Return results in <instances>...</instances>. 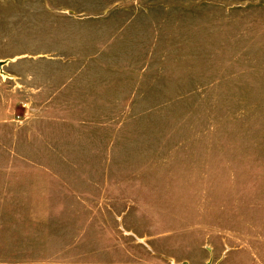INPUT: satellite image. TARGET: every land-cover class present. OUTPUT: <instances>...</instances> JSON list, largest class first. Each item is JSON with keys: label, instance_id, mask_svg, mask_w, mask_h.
<instances>
[{"label": "rangeland", "instance_id": "1", "mask_svg": "<svg viewBox=\"0 0 264 264\" xmlns=\"http://www.w3.org/2000/svg\"><path fill=\"white\" fill-rule=\"evenodd\" d=\"M0 61V263L264 264V0H0Z\"/></svg>", "mask_w": 264, "mask_h": 264}, {"label": "crops", "instance_id": "2", "mask_svg": "<svg viewBox=\"0 0 264 264\" xmlns=\"http://www.w3.org/2000/svg\"><path fill=\"white\" fill-rule=\"evenodd\" d=\"M43 165V166H40ZM41 168H37V167ZM33 167H36L35 170L42 171H55L65 169L63 166L53 167L49 164H35ZM69 169L74 171L86 170L79 166L68 165ZM67 229H56L47 228L46 231L51 232L53 238L52 247L48 243L44 242L45 246L42 250H53L54 252H69L68 256H60V254H53L51 258H36V259H20V260H11L5 261L0 264H103L99 262H94L92 260V251L93 246L92 242L88 238V231L85 224H79L78 226L66 227ZM48 234L42 235L39 239L45 241V236ZM31 240V239H30ZM37 244L36 242H34ZM39 245V244H38ZM73 252V253H71Z\"/></svg>", "mask_w": 264, "mask_h": 264}, {"label": "water", "instance_id": "3", "mask_svg": "<svg viewBox=\"0 0 264 264\" xmlns=\"http://www.w3.org/2000/svg\"><path fill=\"white\" fill-rule=\"evenodd\" d=\"M5 63H6V61H4V62L0 61V67H2V65H4ZM208 264H210V263H208Z\"/></svg>", "mask_w": 264, "mask_h": 264}]
</instances>
